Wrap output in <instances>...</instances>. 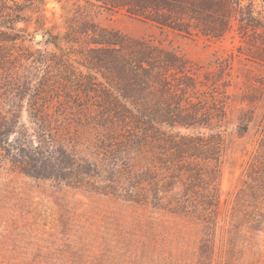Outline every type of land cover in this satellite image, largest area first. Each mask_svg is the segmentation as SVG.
Listing matches in <instances>:
<instances>
[{
  "label": "trees",
  "instance_id": "16d2710c",
  "mask_svg": "<svg viewBox=\"0 0 264 264\" xmlns=\"http://www.w3.org/2000/svg\"><path fill=\"white\" fill-rule=\"evenodd\" d=\"M9 1L15 8L7 6ZM198 1L195 16L211 18L220 0ZM177 2L128 0L123 6L159 27L184 32L170 18ZM26 8L0 1V169L10 166L27 177L92 187L154 213L193 217L214 231L225 144L218 131L227 120V98L214 95L211 105L206 103L198 97L201 81L181 56L147 41H130L88 18L68 25L63 36L48 33L45 45L57 51L32 52L24 47L30 34L17 28ZM215 32L214 37L221 36ZM75 64L100 76L103 84L92 73L77 72ZM55 85L66 94L68 86H78L85 96L102 89L100 114L55 105ZM245 116L239 118L240 135L251 122ZM262 164H253L255 185L237 193L233 211L250 229L264 233Z\"/></svg>",
  "mask_w": 264,
  "mask_h": 264
},
{
  "label": "rangeland",
  "instance_id": "374dc122",
  "mask_svg": "<svg viewBox=\"0 0 264 264\" xmlns=\"http://www.w3.org/2000/svg\"><path fill=\"white\" fill-rule=\"evenodd\" d=\"M14 1L28 7L17 28L30 34L24 43L30 51H57L45 45L48 33L63 36L68 25L92 19L130 41H147L181 56L201 81V100L211 105L214 95L227 98V120L218 131L225 144L214 231L208 232L193 217L154 213L92 187L31 178L5 166L0 169V264H264L263 230L250 229L233 211L237 193L255 185L250 177H256L253 164L264 165V3L220 0L209 18L192 12L199 11L198 0H179L170 14L173 26L184 31L178 32L135 15L139 13L134 8L123 6L128 0H111L108 5L96 0H35L32 5ZM8 4L15 8L11 1ZM215 31L221 36L214 37ZM37 35L45 39L39 41ZM60 45L69 48L64 41ZM76 57L83 63L80 55ZM75 67L103 84L100 76ZM59 87L55 85L51 95L55 105L63 103L74 112L86 107L93 116L100 114L102 89L85 96L78 86H68V94ZM241 113L251 121L243 135Z\"/></svg>",
  "mask_w": 264,
  "mask_h": 264
},
{
  "label": "water",
  "instance_id": "95a60500",
  "mask_svg": "<svg viewBox=\"0 0 264 264\" xmlns=\"http://www.w3.org/2000/svg\"><path fill=\"white\" fill-rule=\"evenodd\" d=\"M36 39L39 40V41H42V40L45 39V37H43L42 35H37Z\"/></svg>",
  "mask_w": 264,
  "mask_h": 264
}]
</instances>
